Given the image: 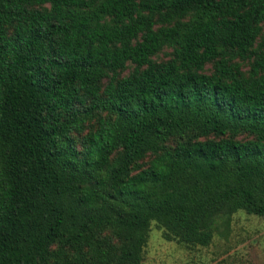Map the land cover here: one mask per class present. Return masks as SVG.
<instances>
[{
  "label": "trees",
  "instance_id": "obj_1",
  "mask_svg": "<svg viewBox=\"0 0 264 264\" xmlns=\"http://www.w3.org/2000/svg\"><path fill=\"white\" fill-rule=\"evenodd\" d=\"M263 32L264 0H0V264H143L153 223L208 246L264 216Z\"/></svg>",
  "mask_w": 264,
  "mask_h": 264
},
{
  "label": "rangeland",
  "instance_id": "obj_2",
  "mask_svg": "<svg viewBox=\"0 0 264 264\" xmlns=\"http://www.w3.org/2000/svg\"><path fill=\"white\" fill-rule=\"evenodd\" d=\"M170 51L165 48L155 59L169 58ZM133 67L129 64L123 74H128ZM143 264H264V216L237 212L228 234L216 235L208 246H188L167 240L162 229L153 223Z\"/></svg>",
  "mask_w": 264,
  "mask_h": 264
}]
</instances>
